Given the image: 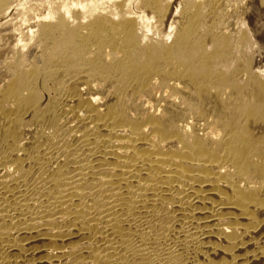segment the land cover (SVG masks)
<instances>
[{
	"label": "bare ground",
	"instance_id": "1",
	"mask_svg": "<svg viewBox=\"0 0 264 264\" xmlns=\"http://www.w3.org/2000/svg\"><path fill=\"white\" fill-rule=\"evenodd\" d=\"M244 1L0 0V264H264Z\"/></svg>",
	"mask_w": 264,
	"mask_h": 264
},
{
	"label": "rangeland",
	"instance_id": "2",
	"mask_svg": "<svg viewBox=\"0 0 264 264\" xmlns=\"http://www.w3.org/2000/svg\"><path fill=\"white\" fill-rule=\"evenodd\" d=\"M35 1L36 0H13L14 4H13L12 10L14 11L15 7L18 6L19 3H30L31 2V4H32V3H35ZM254 2H255V0H245L242 5H244L246 7H250V4L254 3ZM244 19L247 22L250 29L252 30V33H255V31L260 29V27H264V14H259V13H255L254 11H252L251 14L249 15V17H246ZM258 25L260 26L259 28H258ZM255 56L257 57V58L255 57L257 60L256 65L259 67H262L261 69L263 71L264 70V55L260 52H256Z\"/></svg>",
	"mask_w": 264,
	"mask_h": 264
}]
</instances>
